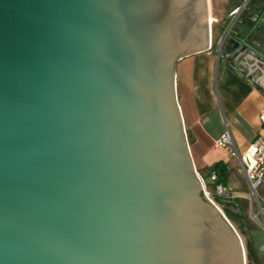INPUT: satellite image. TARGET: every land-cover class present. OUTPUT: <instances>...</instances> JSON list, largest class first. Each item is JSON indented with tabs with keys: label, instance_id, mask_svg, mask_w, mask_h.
I'll return each instance as SVG.
<instances>
[{
	"label": "water",
	"instance_id": "water-1",
	"mask_svg": "<svg viewBox=\"0 0 264 264\" xmlns=\"http://www.w3.org/2000/svg\"><path fill=\"white\" fill-rule=\"evenodd\" d=\"M208 0H0V264H246L175 93Z\"/></svg>",
	"mask_w": 264,
	"mask_h": 264
},
{
	"label": "crops",
	"instance_id": "crops-1",
	"mask_svg": "<svg viewBox=\"0 0 264 264\" xmlns=\"http://www.w3.org/2000/svg\"><path fill=\"white\" fill-rule=\"evenodd\" d=\"M255 15L245 19L247 28L241 34H230L223 42L221 34L215 45L211 27L209 49L177 63L175 93L186 136L192 139L188 145L198 175L209 178L213 165L224 164V180L218 182L224 194L216 199L221 198V211L240 229L251 263L264 264V225L252 219L258 206L238 158L215 144L227 128L240 152L258 136L264 138L260 119L264 110V0ZM258 194L264 198V188Z\"/></svg>",
	"mask_w": 264,
	"mask_h": 264
},
{
	"label": "built area",
	"instance_id": "built-area-1",
	"mask_svg": "<svg viewBox=\"0 0 264 264\" xmlns=\"http://www.w3.org/2000/svg\"><path fill=\"white\" fill-rule=\"evenodd\" d=\"M248 1L249 0H244L241 2V4H238L229 10L228 19L230 24L223 31L221 42H223L233 31V26L237 22L240 13L245 10ZM211 22H214V20ZM260 119L262 122H264V110H262L260 114ZM215 144L218 147L227 149L231 156L238 158L242 171L248 182L250 194L258 206V211L255 215H252V219L259 221L260 225H264V221L258 220L264 217V198L258 194L259 189L264 188V138L258 136L246 147L243 152H240L236 147L229 128H227V130L216 140ZM199 178L203 185L205 195L208 199L212 200L213 196L221 197L224 194V188L220 183H218L217 174L215 172L211 173L208 178L210 183H207L200 176ZM209 186L212 188V190H209Z\"/></svg>",
	"mask_w": 264,
	"mask_h": 264
},
{
	"label": "rangeland",
	"instance_id": "rangeland-1",
	"mask_svg": "<svg viewBox=\"0 0 264 264\" xmlns=\"http://www.w3.org/2000/svg\"><path fill=\"white\" fill-rule=\"evenodd\" d=\"M239 0H208L209 3V14L212 17V20H214V22H211V20H209L211 22V27H212V40L214 45L217 43L218 37L223 33V31L229 26L230 21L228 19V11L231 9V7L235 6V4L238 2ZM244 0L239 1L236 5L241 4V2ZM260 0H249L248 4L246 6V9L244 10V13L242 15V17L240 18V21L238 23H236V25L234 26L233 32L231 34L234 35V33H240L242 32V30L246 27V23H245V19L246 18H253V15H255L256 10H257V6L259 4ZM257 15V14H256ZM255 15V16H256ZM218 21V22H215ZM187 137V141L188 143H192V139ZM203 175V179L207 182L210 183L209 179L207 178L206 175ZM209 190H212V188L209 186ZM216 197H212L213 202L216 204L217 207H219L220 210H222V204H221V198H217ZM218 203V204H217ZM232 224V223H231ZM235 222L234 224H232L234 226V228L236 229L237 233L239 234V236L241 237V240L243 242V246L245 249V254H246V264H252L248 255H247V250H246V241L244 239V237L240 234V229L237 227V224L235 226ZM239 229V230H238Z\"/></svg>",
	"mask_w": 264,
	"mask_h": 264
},
{
	"label": "trees",
	"instance_id": "trees-1",
	"mask_svg": "<svg viewBox=\"0 0 264 264\" xmlns=\"http://www.w3.org/2000/svg\"><path fill=\"white\" fill-rule=\"evenodd\" d=\"M210 172H215L217 174L218 178H219L218 182L223 183L224 176H225V166H224V164L217 163V164L213 165L211 167V169H210ZM246 250H247V255H248L249 259H250V254L248 252L247 245H246Z\"/></svg>",
	"mask_w": 264,
	"mask_h": 264
},
{
	"label": "bare ground",
	"instance_id": "bare-ground-1",
	"mask_svg": "<svg viewBox=\"0 0 264 264\" xmlns=\"http://www.w3.org/2000/svg\"><path fill=\"white\" fill-rule=\"evenodd\" d=\"M209 20H211V16H210V14L208 15V21H209Z\"/></svg>",
	"mask_w": 264,
	"mask_h": 264
}]
</instances>
